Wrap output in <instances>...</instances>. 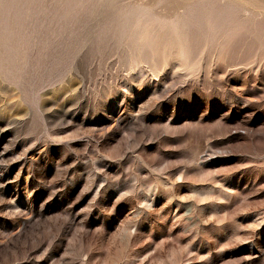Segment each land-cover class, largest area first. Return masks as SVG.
<instances>
[{"label":"rangeland","instance_id":"obj_1","mask_svg":"<svg viewBox=\"0 0 264 264\" xmlns=\"http://www.w3.org/2000/svg\"><path fill=\"white\" fill-rule=\"evenodd\" d=\"M0 264H264V0H0Z\"/></svg>","mask_w":264,"mask_h":264}]
</instances>
